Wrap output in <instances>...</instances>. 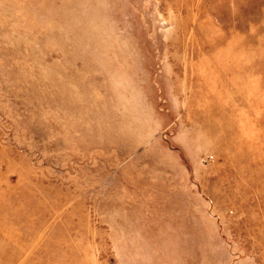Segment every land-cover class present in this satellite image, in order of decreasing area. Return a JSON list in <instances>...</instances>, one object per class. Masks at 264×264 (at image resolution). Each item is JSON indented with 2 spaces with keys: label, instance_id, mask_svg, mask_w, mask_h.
<instances>
[{
  "label": "rangeland",
  "instance_id": "rangeland-1",
  "mask_svg": "<svg viewBox=\"0 0 264 264\" xmlns=\"http://www.w3.org/2000/svg\"><path fill=\"white\" fill-rule=\"evenodd\" d=\"M0 264H264V0H0Z\"/></svg>",
  "mask_w": 264,
  "mask_h": 264
}]
</instances>
